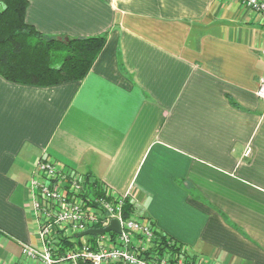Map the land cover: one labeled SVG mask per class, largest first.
<instances>
[{"label": "crops", "instance_id": "crops-1", "mask_svg": "<svg viewBox=\"0 0 264 264\" xmlns=\"http://www.w3.org/2000/svg\"><path fill=\"white\" fill-rule=\"evenodd\" d=\"M24 20L105 42L80 82L0 76V264L37 245L39 158L126 194L204 264H264V19L235 0H28Z\"/></svg>", "mask_w": 264, "mask_h": 264}, {"label": "built area", "instance_id": "built-area-1", "mask_svg": "<svg viewBox=\"0 0 264 264\" xmlns=\"http://www.w3.org/2000/svg\"><path fill=\"white\" fill-rule=\"evenodd\" d=\"M264 19L262 0H235ZM264 53V52H263ZM257 97L264 101V70ZM37 245H23L15 264H204L172 239L159 235L148 221L124 216L126 194L116 195L89 178L64 171L50 158H39L29 182ZM119 223V232L78 236Z\"/></svg>", "mask_w": 264, "mask_h": 264}, {"label": "trees", "instance_id": "trees-1", "mask_svg": "<svg viewBox=\"0 0 264 264\" xmlns=\"http://www.w3.org/2000/svg\"><path fill=\"white\" fill-rule=\"evenodd\" d=\"M27 4L28 0H0V76L32 86L80 82L101 51L105 35L46 36L24 20ZM92 184L101 191L99 183ZM129 213L132 205L125 201L123 214Z\"/></svg>", "mask_w": 264, "mask_h": 264}, {"label": "water", "instance_id": "water-1", "mask_svg": "<svg viewBox=\"0 0 264 264\" xmlns=\"http://www.w3.org/2000/svg\"><path fill=\"white\" fill-rule=\"evenodd\" d=\"M119 232V223L117 220L115 219H111L108 223L107 226L105 227H101V228H91V229H87L81 233L78 234V236H84V235H97V234H101L104 232Z\"/></svg>", "mask_w": 264, "mask_h": 264}]
</instances>
